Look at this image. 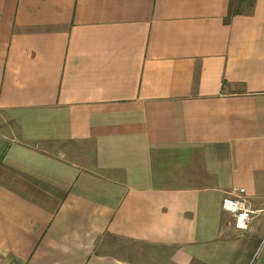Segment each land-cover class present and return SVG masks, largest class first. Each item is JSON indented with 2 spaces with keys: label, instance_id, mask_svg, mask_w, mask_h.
<instances>
[{
  "label": "crops",
  "instance_id": "obj_1",
  "mask_svg": "<svg viewBox=\"0 0 264 264\" xmlns=\"http://www.w3.org/2000/svg\"><path fill=\"white\" fill-rule=\"evenodd\" d=\"M0 264H264V0H0Z\"/></svg>",
  "mask_w": 264,
  "mask_h": 264
},
{
  "label": "built area",
  "instance_id": "obj_2",
  "mask_svg": "<svg viewBox=\"0 0 264 264\" xmlns=\"http://www.w3.org/2000/svg\"><path fill=\"white\" fill-rule=\"evenodd\" d=\"M242 193V190L238 191ZM222 209L226 212L231 213L235 219V227L240 230H246L248 227V221L250 220V216L253 214L248 209L245 208L244 202L239 199H230L225 198L222 201Z\"/></svg>",
  "mask_w": 264,
  "mask_h": 264
},
{
  "label": "rangeland",
  "instance_id": "obj_3",
  "mask_svg": "<svg viewBox=\"0 0 264 264\" xmlns=\"http://www.w3.org/2000/svg\"><path fill=\"white\" fill-rule=\"evenodd\" d=\"M135 251V250H134ZM133 251V253H135ZM146 252H147V254H150V257L148 258V257H145L144 255V253L142 252V254H141V251H139V254H138V252H137V260H138V262L139 263H143V262H146L147 263V260H148V262L150 263H153L154 262V260H153V256H152V254L151 253H153V250H150V249H147V250H145Z\"/></svg>",
  "mask_w": 264,
  "mask_h": 264
}]
</instances>
